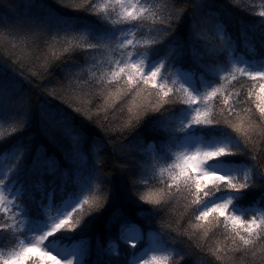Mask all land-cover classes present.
<instances>
[{
	"label": "snow or ice",
	"instance_id": "snow-or-ice-1",
	"mask_svg": "<svg viewBox=\"0 0 264 264\" xmlns=\"http://www.w3.org/2000/svg\"><path fill=\"white\" fill-rule=\"evenodd\" d=\"M57 4L89 13L109 26L105 34L91 39L86 31L39 16L29 20L33 37L62 41L61 59L83 54V62L76 63L88 78L73 83L74 73L66 72L60 85L70 96L102 98L97 112L103 111L105 120L109 109L121 113L120 135L109 140L114 151H120L117 143L146 117H161L154 139L147 149H140L143 158L132 155L137 163H118L122 170L136 169L127 175V202L112 209L101 231L82 238V264H198L199 257L214 258L211 264H264V68L249 67L243 57L232 61L224 57L225 51L229 57L235 52L227 29L232 9L240 6L235 0H166L163 5L151 0H57ZM260 7L259 16L264 18V4ZM242 10L253 9L245 5ZM6 27L9 35L17 31L16 23ZM245 29L257 42L254 54L264 63V30L247 25ZM169 37L173 39L162 52L158 45ZM217 38L225 47L213 43ZM15 55L10 52L5 62L29 79L11 63ZM152 56L156 59L150 60ZM16 63L23 59L17 57ZM209 73L215 79L201 89L186 83L203 81ZM48 95L62 98L54 91ZM37 107L39 130L46 141L33 147L32 133L18 138L11 163L0 171V230L14 237L13 243L0 247V264H75V255L63 258L45 242L58 230H75L90 214L106 208L112 199V171L106 172L104 159L96 157L88 193L47 231L26 242L19 235L26 225L24 199L45 201L42 206L51 212L53 191L58 187L70 195L87 162L81 143L70 150L61 146L58 155L56 123L43 105ZM176 109H186L187 117L177 116ZM76 111L93 119L91 104ZM32 112L33 102L19 83L0 75V114L11 122L9 135L29 128ZM213 126L228 131L235 143L206 145L193 135L197 142L189 146V134ZM100 127L110 131L103 123ZM60 128L66 131L71 126ZM7 139L4 136L0 144ZM165 152L170 159L160 158ZM225 156L241 157L229 161L235 171L211 167ZM250 190L256 193L251 204L259 207L237 213L234 200L249 197ZM213 237L216 240L209 246L207 240Z\"/></svg>",
	"mask_w": 264,
	"mask_h": 264
},
{
	"label": "trees",
	"instance_id": "trees-1",
	"mask_svg": "<svg viewBox=\"0 0 264 264\" xmlns=\"http://www.w3.org/2000/svg\"><path fill=\"white\" fill-rule=\"evenodd\" d=\"M156 5H163L166 0H151ZM239 8L232 9L231 20L227 29L228 37L230 38L235 52L231 57L228 56L227 51L224 53L226 61H232L234 58L239 59L243 57L246 61L260 62V57L254 54L253 49L257 48V42L252 38L251 34H245V25L250 28L260 31L264 30V18L259 16L261 5L264 0H235ZM248 5L252 7V11H244L243 6ZM33 16H39L47 21H50L61 26H71L78 30L86 31L91 39H96L97 36L105 34L109 28L103 21L89 13L82 11H74L72 9L63 8L62 5L57 4V0H0V75H5L8 78L19 83L22 91L33 102L32 125L25 129L24 132L12 134L10 133L9 124L6 122L3 115L0 114V139L8 136L6 142L0 144V171L5 166L11 163L13 146L20 137L27 136L32 133L35 139L33 147L39 143H44L46 137L40 133L38 123V107L43 105L47 110L49 116L56 123L57 145L56 150L60 154V147L70 150L75 143H81L82 152L87 157L86 167L81 172L80 178L75 181L70 188V195L65 194L57 187L52 194V207H58L68 202L69 199L79 203L80 199L88 193L92 187L91 177L95 174L96 163L95 158L101 157L104 159L105 171H112V199L109 204L100 212L92 213L85 218L83 223L75 230L61 229L53 233L51 238L62 246H76L80 250L82 248L81 240L85 236H94L101 231L104 223L107 221L111 211L119 204L126 203L125 196L127 194V175L129 171H136V169H124L119 167L118 163H137L130 157L136 155L143 158L140 149L143 147L147 149L155 137L154 129L157 122L161 119L159 114H151L145 118V121L127 137L118 142L116 148L120 151H114L113 145L109 140H113L120 135L119 125L122 123L121 113L118 110L109 109L106 113L107 120L104 119L105 113L103 111L97 112L98 108L103 105V99L100 97L89 98L86 96H77L75 93L69 95L64 87L60 85V81L64 78L66 72H73V83L81 80H86L88 77L78 69L77 60L83 62L82 53H73L71 59H61L63 56L62 41H53L51 36L33 37L29 20ZM185 14L184 20H188ZM17 24V31L13 35H9L7 24ZM209 32H212L210 26H206ZM179 31H183V25L179 26ZM214 34V33H213ZM81 35H86L82 33ZM211 39V37H209ZM167 40L158 45V48L163 52L166 51L170 40ZM47 41V43H45ZM213 43L220 48L225 47L224 43L217 38ZM10 52H15L16 55L12 57L11 63L16 64V67L23 71L24 75L29 79H24L16 73L11 66L5 61L8 60ZM17 57L23 59V63H16ZM155 60L156 56L150 57ZM184 71H187V65L184 66ZM175 69L173 70L174 74ZM215 79V75L209 73L203 81L196 80V84L200 87L204 83H209ZM55 92L61 99L55 96L48 95L49 92ZM87 91V90H85ZM68 101L65 103V101ZM91 104V116L84 112H77V107L87 109ZM177 116H185L186 109L174 110ZM98 121L97 122H94ZM103 123L110 131L105 133L104 129L100 127ZM60 125H70L71 129L62 130ZM203 139H208L212 142L229 141L235 143L228 131L213 126L204 130L196 131ZM51 150V149H50ZM122 152L128 153L122 155ZM162 160L170 159V154H160ZM227 163L229 161H238L241 157L225 156L222 157ZM233 167V164L229 163ZM147 172V170H145ZM255 190H250L249 197L238 198L234 200L237 206L243 209L246 214L251 207H259L251 204V198L255 195ZM26 209L25 228L19 234L23 239L29 234V228L37 227L48 218V212L45 211L42 204L45 201L37 203L30 196L23 201ZM147 207V205H145ZM134 223H138L137 217L132 215ZM115 230V228H113ZM197 239V237H194ZM216 237L207 240L209 246L213 245ZM5 242L9 244L14 242V237L11 233L0 230V247L5 246ZM81 252V251H80ZM239 259V255L236 257ZM212 257H199L198 264H211ZM75 264H82L81 254L76 259Z\"/></svg>",
	"mask_w": 264,
	"mask_h": 264
},
{
	"label": "rangeland",
	"instance_id": "rangeland-1",
	"mask_svg": "<svg viewBox=\"0 0 264 264\" xmlns=\"http://www.w3.org/2000/svg\"><path fill=\"white\" fill-rule=\"evenodd\" d=\"M234 59H236V58H234ZM248 63H249V67H251L253 69L264 68V66L259 65L257 62H249L248 61ZM175 71H174V74H175ZM186 83H188L189 86L193 87L194 89H201L202 88V87L199 88V86L196 84V81H193L191 79L186 80ZM184 117L185 118L187 117V110L185 112ZM193 135L195 137H197L199 141H202L206 145L217 143V142L209 141L208 139H206V140L203 139V137L200 134L192 133V134H189V140H188L189 146H193L194 143L197 142V141L191 139V136H193ZM211 167L216 168L218 170H221L223 172H232V171L236 170L235 167H233L232 165L227 163L222 158H219V159L213 161L211 164ZM74 207H75V202H73V200H71V199H69L68 202L64 203L63 205H60L58 207H52V211L48 212V214H47L48 215L47 220L42 221L43 223L40 225H37V227L29 228V234L27 235V237L24 240L26 242H31L34 235H38V234L43 233L44 231H47L57 219L68 214L69 212H71ZM233 209L237 213L244 214L243 209L240 208L239 206H237L235 202H233ZM26 224H28V222H26ZM45 245L50 251L54 252L57 255H60L63 258H68L69 256L75 255V258L78 259V257L81 254V252H80L81 250L78 247H76V246L67 247V246H62L61 244L59 245L56 241L52 240L51 236L47 239V241L45 242Z\"/></svg>",
	"mask_w": 264,
	"mask_h": 264
}]
</instances>
